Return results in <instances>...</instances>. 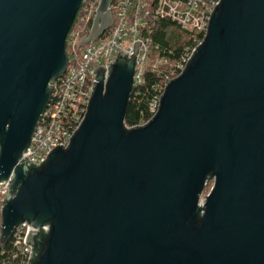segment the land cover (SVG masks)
Listing matches in <instances>:
<instances>
[{
	"label": "water",
	"instance_id": "obj_1",
	"mask_svg": "<svg viewBox=\"0 0 264 264\" xmlns=\"http://www.w3.org/2000/svg\"><path fill=\"white\" fill-rule=\"evenodd\" d=\"M85 1L0 0V247L22 223L27 264H264V0L215 5L143 125L124 123L140 42L105 84L96 67L79 128L35 165L22 154ZM111 2L79 47L112 25Z\"/></svg>",
	"mask_w": 264,
	"mask_h": 264
},
{
	"label": "built area",
	"instance_id": "obj_2",
	"mask_svg": "<svg viewBox=\"0 0 264 264\" xmlns=\"http://www.w3.org/2000/svg\"><path fill=\"white\" fill-rule=\"evenodd\" d=\"M86 0L76 22L66 39L67 66L61 77L52 85L49 102L40 114L35 132L22 156L35 165L46 159L56 145L66 148L75 130L79 128L87 111L93 91L96 67L103 66L104 84L107 81V65L115 62L119 51L131 56L134 43L140 42L134 64L133 89L141 86L148 76L156 82L148 102L149 117L134 126L147 123L157 112L160 96L165 86L177 77L199 45L207 31L208 21L220 0H112L110 5L112 25L98 38L78 46L87 37L97 0ZM167 23V25H162ZM178 28L187 38L181 51L171 58L172 49H165L155 40L157 34L165 36ZM9 181L0 183V234L2 229V203L8 195ZM203 199L200 197V202ZM47 233L49 225H43ZM27 224L20 223L7 243L0 247V264H27L31 247L24 243Z\"/></svg>",
	"mask_w": 264,
	"mask_h": 264
},
{
	"label": "trees",
	"instance_id": "obj_3",
	"mask_svg": "<svg viewBox=\"0 0 264 264\" xmlns=\"http://www.w3.org/2000/svg\"><path fill=\"white\" fill-rule=\"evenodd\" d=\"M162 25H167V23H163ZM155 40L161 45V52L165 49H172L171 58L176 57L180 53L182 43L184 42V40L175 38L173 34L165 36L163 33L157 34ZM155 82L156 80L153 77L148 76L141 86L133 89L124 118V123L127 126H134L148 119V102L152 96V87Z\"/></svg>",
	"mask_w": 264,
	"mask_h": 264
},
{
	"label": "rangeland",
	"instance_id": "obj_4",
	"mask_svg": "<svg viewBox=\"0 0 264 264\" xmlns=\"http://www.w3.org/2000/svg\"><path fill=\"white\" fill-rule=\"evenodd\" d=\"M171 34H173V36H175V38H177V39H179V40H184L185 38L188 37L187 34H185L184 32H182V31L179 30L178 28H174V29L172 30ZM211 186H212V181H210V182L206 185V187H205V189H204V191H203V193H202V195H201V198H202V199H204V196L209 192Z\"/></svg>",
	"mask_w": 264,
	"mask_h": 264
}]
</instances>
